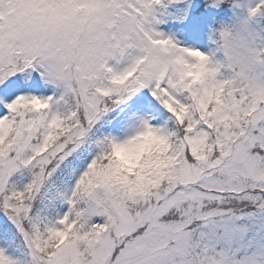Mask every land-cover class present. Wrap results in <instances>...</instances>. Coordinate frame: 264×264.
Returning <instances> with one entry per match:
<instances>
[{
  "label": "snow or ice",
  "instance_id": "obj_1",
  "mask_svg": "<svg viewBox=\"0 0 264 264\" xmlns=\"http://www.w3.org/2000/svg\"><path fill=\"white\" fill-rule=\"evenodd\" d=\"M0 264H264V0H0Z\"/></svg>",
  "mask_w": 264,
  "mask_h": 264
}]
</instances>
